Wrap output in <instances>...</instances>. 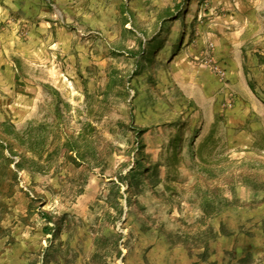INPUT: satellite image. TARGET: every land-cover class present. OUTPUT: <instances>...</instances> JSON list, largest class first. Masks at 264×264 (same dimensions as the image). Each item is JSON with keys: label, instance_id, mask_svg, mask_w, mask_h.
Returning <instances> with one entry per match:
<instances>
[{"label": "rangeland", "instance_id": "obj_1", "mask_svg": "<svg viewBox=\"0 0 264 264\" xmlns=\"http://www.w3.org/2000/svg\"><path fill=\"white\" fill-rule=\"evenodd\" d=\"M130 1L3 54L0 264H264V0Z\"/></svg>", "mask_w": 264, "mask_h": 264}, {"label": "crops", "instance_id": "obj_2", "mask_svg": "<svg viewBox=\"0 0 264 264\" xmlns=\"http://www.w3.org/2000/svg\"><path fill=\"white\" fill-rule=\"evenodd\" d=\"M138 3H128L132 13ZM119 5L120 0H0V70L6 50L39 51L40 46L54 44L53 34L72 25L103 28L108 7L116 12ZM15 28L26 30L22 41L15 36Z\"/></svg>", "mask_w": 264, "mask_h": 264}, {"label": "trees", "instance_id": "obj_3", "mask_svg": "<svg viewBox=\"0 0 264 264\" xmlns=\"http://www.w3.org/2000/svg\"><path fill=\"white\" fill-rule=\"evenodd\" d=\"M50 91L55 94L56 98L58 101L60 100L59 94L56 90H54L53 88H50ZM13 135V139L15 141H17V143L21 146H23L24 148H26L28 150V152H31L33 155H37V150L34 147V145L36 144L35 142H33L31 140V136H28V138L26 139V133H22V134H17L15 132L12 133ZM34 144V145H33ZM33 145V146H32ZM47 231V230H45Z\"/></svg>", "mask_w": 264, "mask_h": 264}, {"label": "built area", "instance_id": "obj_4", "mask_svg": "<svg viewBox=\"0 0 264 264\" xmlns=\"http://www.w3.org/2000/svg\"><path fill=\"white\" fill-rule=\"evenodd\" d=\"M1 24V23H0Z\"/></svg>", "mask_w": 264, "mask_h": 264}]
</instances>
